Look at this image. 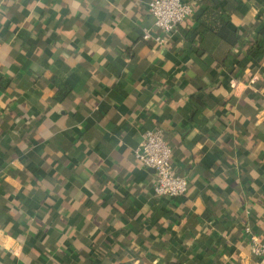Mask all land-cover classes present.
Returning <instances> with one entry per match:
<instances>
[{
	"label": "crops",
	"instance_id": "obj_1",
	"mask_svg": "<svg viewBox=\"0 0 264 264\" xmlns=\"http://www.w3.org/2000/svg\"><path fill=\"white\" fill-rule=\"evenodd\" d=\"M150 1L0 0V264H262L264 0H185L164 45ZM156 126L184 196L134 155Z\"/></svg>",
	"mask_w": 264,
	"mask_h": 264
},
{
	"label": "built area",
	"instance_id": "obj_2",
	"mask_svg": "<svg viewBox=\"0 0 264 264\" xmlns=\"http://www.w3.org/2000/svg\"><path fill=\"white\" fill-rule=\"evenodd\" d=\"M149 10L154 17V25L162 30L164 35H154L150 28H144L143 38L166 44L169 38L177 32L181 23L190 17L194 8L185 0H151ZM173 150L167 142L163 129L151 128L143 134L140 144L134 149V155L146 168L155 172L154 195L156 197L184 196L189 190V180L186 176L177 174L172 164ZM250 249L253 255L264 264V241L253 232L250 226L245 227Z\"/></svg>",
	"mask_w": 264,
	"mask_h": 264
},
{
	"label": "trees",
	"instance_id": "obj_3",
	"mask_svg": "<svg viewBox=\"0 0 264 264\" xmlns=\"http://www.w3.org/2000/svg\"><path fill=\"white\" fill-rule=\"evenodd\" d=\"M215 9L216 8L214 6L213 7H207L206 11L203 14V17H204L203 20H205L206 18H208V19L215 18L218 15V13H217V11ZM210 24H211V22L209 24H206V22H202L200 24L199 28L195 29V31H193V33L188 35L187 38L189 36H191L192 38H196V37L201 36L200 39L202 40L204 35H205V31H210V29L213 28L212 24L211 25ZM8 84L9 83L6 80L0 78V86L1 87H6Z\"/></svg>",
	"mask_w": 264,
	"mask_h": 264
}]
</instances>
